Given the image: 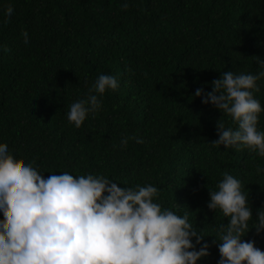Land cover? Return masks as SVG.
Listing matches in <instances>:
<instances>
[{"label":"trees","instance_id":"trees-1","mask_svg":"<svg viewBox=\"0 0 264 264\" xmlns=\"http://www.w3.org/2000/svg\"><path fill=\"white\" fill-rule=\"evenodd\" d=\"M123 2L0 0V143L45 178L67 171L103 175L121 188L156 186L162 208L188 211L202 230L209 255L197 264H217L213 240L228 218L208 209L209 191L225 173L239 179L255 219L264 207V156L210 144L219 119L237 124L194 92L211 91L225 71L260 70L264 0H128L127 9ZM100 74L119 87L77 128L69 106ZM257 84L253 96L264 107V79ZM246 234L264 250V231Z\"/></svg>","mask_w":264,"mask_h":264},{"label":"clouds","instance_id":"clouds-1","mask_svg":"<svg viewBox=\"0 0 264 264\" xmlns=\"http://www.w3.org/2000/svg\"><path fill=\"white\" fill-rule=\"evenodd\" d=\"M121 6L127 9L128 0ZM13 12L9 3L5 22ZM23 35L27 43V32ZM255 58L256 74L225 71L212 81L211 91L198 87L194 96L237 124L225 127L219 119L217 139L210 144L245 146L264 156V131L258 130L264 107L253 96L257 81L264 79V59ZM118 87L115 76L98 75L88 94L69 106V122L80 127L88 114L101 109L106 91ZM248 195L242 182L227 173L209 191L208 209L228 218L213 240L217 264H264V250L244 239L251 228L264 231V207L253 219ZM157 197L152 184L121 188L103 175L64 171L45 178L31 163H18L8 145L0 143V264H197L207 257L209 244L189 212L162 208Z\"/></svg>","mask_w":264,"mask_h":264}]
</instances>
